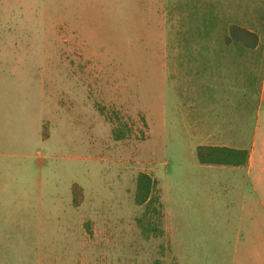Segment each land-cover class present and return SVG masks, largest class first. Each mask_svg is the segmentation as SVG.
Wrapping results in <instances>:
<instances>
[{"label":"rangeland","instance_id":"rangeland-1","mask_svg":"<svg viewBox=\"0 0 264 264\" xmlns=\"http://www.w3.org/2000/svg\"><path fill=\"white\" fill-rule=\"evenodd\" d=\"M263 76L264 0H0V217L29 229L0 259L260 264L233 255L238 178L197 149L247 145Z\"/></svg>","mask_w":264,"mask_h":264},{"label":"crops","instance_id":"crops-1","mask_svg":"<svg viewBox=\"0 0 264 264\" xmlns=\"http://www.w3.org/2000/svg\"><path fill=\"white\" fill-rule=\"evenodd\" d=\"M259 110L252 137L243 147H228L225 143L215 147H228L236 150H245L249 153L248 163L244 166H217L222 169L232 168L234 181L231 184V193L234 198H239L236 204L238 213V231L233 244L235 257L255 258L264 264V76L259 88ZM245 144V143H244ZM211 146V145H207ZM215 166V165H213ZM221 183L218 179L211 184ZM27 224L26 221L15 220L9 217H0V255L8 250L11 237L28 235L27 228L18 226ZM15 227V228H14ZM263 262V263H262ZM0 264H8L0 259Z\"/></svg>","mask_w":264,"mask_h":264},{"label":"trees","instance_id":"trees-1","mask_svg":"<svg viewBox=\"0 0 264 264\" xmlns=\"http://www.w3.org/2000/svg\"><path fill=\"white\" fill-rule=\"evenodd\" d=\"M230 31L229 42L242 43L249 48H254L258 43V36L244 28L234 26L230 28ZM197 159L201 165L239 167L248 163L249 153L228 147L200 146L197 149ZM154 186L155 183L151 177L140 174L137 178L135 201L139 206L147 205L148 207L153 202L159 203L158 209L155 207L154 211L158 216H162V204L152 197Z\"/></svg>","mask_w":264,"mask_h":264}]
</instances>
